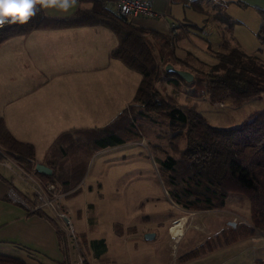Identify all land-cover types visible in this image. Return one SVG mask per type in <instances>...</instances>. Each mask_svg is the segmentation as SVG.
Instances as JSON below:
<instances>
[{"label": "trees", "instance_id": "16d2710c", "mask_svg": "<svg viewBox=\"0 0 264 264\" xmlns=\"http://www.w3.org/2000/svg\"><path fill=\"white\" fill-rule=\"evenodd\" d=\"M78 1L90 2L92 5L78 7L65 16L46 14L43 8L37 6L36 15L27 24L5 25L0 29V42L34 29L103 25L118 38V44L112 49L111 55L138 71L141 80L132 102L108 124L102 127L73 128L60 133L45 159L53 169V174L37 173L43 178L59 182L65 191L75 188L83 179L88 159L94 151L139 139L147 123H157L156 116H159L170 131L167 141L170 146L154 144V160L174 201L191 210L224 207L233 192L243 194L250 201L253 227L237 225L224 230L221 235L182 255L179 260L185 261L205 254L232 243L239 236L246 237L256 229L264 230V107L241 122L218 126L211 124L194 103L180 104L175 95L163 93L156 85L159 81H166L174 87L176 94L182 84H187L192 87V97L206 95L212 103L231 100L234 105L241 106L245 101L264 94V62L255 54L231 46L229 40L224 39L213 69L201 76L194 74V80L186 82L178 74L166 71V65L174 59L183 68H192L175 54L173 46L185 36L189 23L174 24V28L171 26L172 31L164 34L136 25L130 18L117 14L109 5L114 0ZM172 1L188 2L191 5L198 2ZM259 13L261 24L257 36L262 46L264 10H259ZM214 18L229 28L237 23L220 8ZM193 26L197 27V24ZM175 28L177 32L173 33ZM261 49L259 47L258 50ZM181 141L183 145L179 146ZM76 148L81 154H76ZM0 149V158L5 153L24 169H35L34 145L18 140L2 117ZM83 149L86 150L84 154ZM75 154L78 155L79 163L68 166L67 159ZM35 212L54 223L62 244L65 235L59 223L44 210ZM89 244L94 256L98 257L106 251L104 239H94ZM0 264H25V261L0 254ZM83 264L89 263L85 259Z\"/></svg>", "mask_w": 264, "mask_h": 264}, {"label": "crops", "instance_id": "0c3cea01", "mask_svg": "<svg viewBox=\"0 0 264 264\" xmlns=\"http://www.w3.org/2000/svg\"><path fill=\"white\" fill-rule=\"evenodd\" d=\"M189 1L198 2L191 5L182 1L154 0L155 9L163 13V16H139L132 18L131 21L136 25L164 34L172 31L173 24H200L202 34L192 27H189L185 33L184 37L193 40L191 39L192 34L197 37L199 35L203 37L206 34L203 33L202 26L207 18L205 10L207 1L216 4V11L220 8L234 20L236 17L241 18L238 16L239 10L235 9L238 3L242 4L246 10L253 9L258 13L259 10H264V0ZM91 5L90 2L77 0L76 6L68 12L55 8L44 9V11L52 16H65L73 13L78 7H90ZM240 24L229 28L225 23H216L208 36L215 41L212 48L216 46L220 48L224 39H227L231 46H238L246 53L252 54L254 51L250 46L238 38L236 26ZM243 25L246 26V24ZM204 30L206 32V28ZM184 42L183 40L181 44L178 43L183 50L186 45ZM117 44V36L103 25L34 29L26 34L15 35L0 42V117L4 119L7 128L18 140L34 145L36 162L47 164L45 159L48 150L60 133L73 128L102 127L132 102L141 80V74L111 55L112 49ZM177 48L174 49L175 54L176 50L180 49ZM187 50L195 54L190 49ZM163 82L164 86L161 87L159 85L161 81L156 84L162 92L172 93L175 90L170 83ZM182 87L176 94L172 93L177 100L179 94L183 92ZM199 106L198 104V108ZM206 118L211 124L227 126V124L211 121V117L206 116ZM126 145L130 143L125 142L124 145L96 150V157L109 152L113 153V157L107 158L109 161L104 162L101 169H97L91 176L90 182L87 181V175H84L79 185L80 189L76 187L63 191L65 193L64 203L66 202L65 205L70 212L73 226L76 227L81 237L88 240L89 255L103 263L107 261L106 258L115 262L118 260L112 247L121 246L123 250H126L137 241L125 240L126 236L117 234H111L110 239L102 234H94L95 231L89 225L91 213L87 206L89 202L95 204L92 214H95L96 219L92 225L99 230L101 226L98 206L101 205L99 201L101 194L98 192L100 194L98 200L95 198L88 200L86 195L88 191L89 193L94 191L95 181L98 186L102 183L101 188H103L104 184L100 178L104 169L109 175L115 176L113 182L117 183L115 188L119 189L120 185L116 179L122 178L120 169H123L119 164L129 163L130 161L126 162V160L140 154L132 152V147L128 149V152H126L127 149H118ZM5 166L3 160H0V254L27 261L29 253H35L43 262L48 259L53 264H72L68 262L70 253L66 251L64 244L60 243L54 223L44 215L29 212L21 202L9 197L10 188L16 189L19 194L26 197L31 196L29 186L22 178L20 179L18 172ZM113 167L116 171L112 170ZM77 188L79 191L75 193ZM49 215L52 217L51 214ZM161 221L164 222V220ZM125 226H127L126 223ZM150 230H154L156 234L160 232L156 229ZM94 239L105 240L106 251L98 257L94 256L89 244ZM247 240L248 238L243 240L246 242V247L238 251L239 255H248L251 248L247 245ZM234 244L177 264H192L191 262H194L193 264H228L222 260H213L212 256L218 252L232 251ZM161 263L163 261L158 262V264ZM166 263L168 264V260ZM250 263L249 260L244 264Z\"/></svg>", "mask_w": 264, "mask_h": 264}, {"label": "rangeland", "instance_id": "374dc122", "mask_svg": "<svg viewBox=\"0 0 264 264\" xmlns=\"http://www.w3.org/2000/svg\"><path fill=\"white\" fill-rule=\"evenodd\" d=\"M215 5V3L208 1L207 3L205 2L207 18L202 26L203 33H206L205 36H203L204 38L199 35L202 34L201 28H198L201 27L200 24H197V27H194V23H189V27L198 30L199 37L192 34L193 37H191V39L193 40H189L187 37H182L179 41L173 44L174 49L177 47V49H179L180 47L178 46V43L181 44V41H185V49L183 50L180 48L179 50H176V55L187 61L192 67L188 70L197 76H201L202 73L213 69V66L218 61L217 53L221 50V47L219 48L217 46L212 48L215 41L212 40V37H208L210 35V31L213 30V26L216 25V23H219L218 20L214 18L216 14ZM235 9L239 10L238 16L243 18L241 19L236 17V24H246V26L243 24L236 26L238 38L247 46H250L251 50L254 51L252 54H255L261 62H264V45L261 46L257 36L261 21L260 14L253 9L246 10L242 4L239 5V3ZM198 21L200 22V20ZM204 28H206V32ZM259 47H262V49L258 50ZM187 49H190L195 54L193 55V53H189ZM168 63L175 65V67L184 69V66L175 62L174 59ZM159 85L160 87L164 86V82L161 81ZM182 86L183 92L179 94V103H194L198 110L204 113L208 118L211 117L210 120L216 123L227 125L234 124L249 118L253 112L260 111L264 107V94L261 97H255L245 101L241 106L234 105L231 100L218 102V104L216 102L215 104L212 103L206 95L192 97V87L187 84H182ZM172 93H175L174 90ZM198 104L200 105V108H198ZM156 117H158V122L151 123L149 121L143 131V135H141L139 139L128 141L130 145L120 146V148H118L119 150L127 149L126 152H128V149L132 147V152L137 154L140 153L138 156L126 160V162L130 161L129 163L119 164L123 168L120 169L122 171V178L116 179L118 180V185H120L119 189L115 188L117 183L113 182V177L115 178V176L109 175L108 171L104 169L100 178L104 184L103 188H101L102 183L98 186V183L95 181L94 191L90 193L88 191L86 195L88 200H93V198L98 200L101 194L99 199V201H101V205L98 206L101 226L99 230L92 225L93 222H95L94 219H96V216H94L95 214H92L95 209V204L89 202L87 206L91 213L89 215V225L90 228L95 231L94 234H102V236H107L109 239L111 234H117L119 236H126L125 240L127 239L131 242L137 241V243H134L135 245L132 243L133 245L131 244V248L126 250H123L121 246L112 247V250H114L118 260L115 262L106 258L107 261L103 263L101 260L95 259L89 255L88 240L81 237L75 226L73 235V233H69L66 230L63 222L57 220L52 215L59 223L58 225L65 235L63 244L66 251L70 253V255L68 254V262L72 264H83V261L86 259L89 264H158V262L162 261L163 263L161 264H167L166 262L168 260V264H177L184 262L179 260L182 255L190 252L203 242L221 235L224 230L232 229L237 225L253 227L251 222L250 201L243 194L233 192L227 198L224 207L213 209H186L172 199L165 187L157 163L155 160H152L154 159L156 152L153 146L154 144L161 143L162 145L170 146L169 142H167L170 131L164 120L159 116ZM182 145L183 142H179V146ZM75 150V152H77L76 154H81L78 152L79 150H77V148ZM82 151L83 154L86 153V150L83 149ZM2 154L4 157L5 153ZM76 154L67 159L68 166L79 163V161H77L78 155ZM94 154L95 151L89 157L88 165L85 168L84 175H87L86 177L88 182H90L91 176L95 174L97 169H101L104 162L109 161L107 158L113 157V153L111 152L99 154L97 157V154ZM5 158L6 163L15 166V169L20 171V165H18L10 157ZM0 160H3V158H0ZM118 161L123 162L121 160ZM112 170H115V168L113 167ZM55 183H57L61 190L63 189L59 182L56 181ZM80 183L76 187L79 188ZM27 198L26 201H28ZM48 213L50 214V212ZM183 215H188L187 223L185 224V234L180 239L173 238L170 233V226ZM161 220H164V222ZM231 221L235 222L236 225H231ZM125 223L127 226H125ZM150 229H156L160 232L159 234H156L154 230ZM146 230H149L147 232H155L154 239L146 240L144 238L143 234ZM245 238H248L247 245H249L251 249L248 252V255H239L238 251L246 247V242L243 241ZM191 241H196L197 243L193 244ZM109 243L112 242L109 241ZM232 243H235L234 246H232L234 247L232 248V251L229 250L226 253L225 251L218 252L212 256L213 260H222L228 264H244L249 260L251 261L250 264L264 263L263 229H256L252 234L246 237L239 236ZM229 244H224L218 248ZM218 248H215L214 250ZM214 250L208 251L205 254ZM202 255L204 254L199 256ZM231 255L234 257L232 256L230 258ZM39 258L40 257L35 253H29L25 264H53V262L48 259L43 262L42 260H39ZM193 259L194 258L189 260ZM191 263L193 264L194 262Z\"/></svg>", "mask_w": 264, "mask_h": 264}, {"label": "built area", "instance_id": "2783aa9c", "mask_svg": "<svg viewBox=\"0 0 264 264\" xmlns=\"http://www.w3.org/2000/svg\"><path fill=\"white\" fill-rule=\"evenodd\" d=\"M109 5L117 14L130 19L139 16H163V13L155 9L154 0H114L110 2ZM176 32L177 29H173V33ZM5 157L9 158L4 154L3 164L15 169V166L6 163ZM19 168L20 171L17 169L15 170L18 172L22 180L29 186L31 197H26L28 199V201H26L25 196L19 194L14 188L9 189V197L14 201L21 202L29 212H35L38 210L50 212V214L57 220L63 222L64 227L69 233L71 232L74 235V226L70 212L64 203L65 193L60 189L57 183L41 177L35 169L28 171L21 166Z\"/></svg>", "mask_w": 264, "mask_h": 264}, {"label": "clouds", "instance_id": "9594fccd", "mask_svg": "<svg viewBox=\"0 0 264 264\" xmlns=\"http://www.w3.org/2000/svg\"><path fill=\"white\" fill-rule=\"evenodd\" d=\"M77 0H0V29L5 25L27 24L36 15L39 6L68 12Z\"/></svg>", "mask_w": 264, "mask_h": 264}, {"label": "water", "instance_id": "95a60500", "mask_svg": "<svg viewBox=\"0 0 264 264\" xmlns=\"http://www.w3.org/2000/svg\"><path fill=\"white\" fill-rule=\"evenodd\" d=\"M166 71L178 74L186 82H192L195 78L194 74L191 71L187 69L175 67V65L171 63H168L166 65ZM35 171L40 174H45V175L53 174V169L49 165L45 163H41V162H36ZM230 224L233 226L236 225L235 222H232V221L230 222ZM144 237L146 240H152L155 237V232H146L144 234Z\"/></svg>", "mask_w": 264, "mask_h": 264}, {"label": "bare ground", "instance_id": "6f19581e", "mask_svg": "<svg viewBox=\"0 0 264 264\" xmlns=\"http://www.w3.org/2000/svg\"><path fill=\"white\" fill-rule=\"evenodd\" d=\"M100 6V5H99ZM120 134V133H119ZM108 146V145H107ZM169 197V196H168ZM201 211V210H199ZM203 211V210H202ZM202 214V213H201ZM187 216L183 215L181 218L176 220L171 226H170V233L173 238L180 239L185 234V224L187 223ZM196 220V219H195ZM192 223V222H191ZM193 224V223H192ZM201 225V224H200ZM203 226V225H202ZM187 227V226H186Z\"/></svg>", "mask_w": 264, "mask_h": 264}]
</instances>
